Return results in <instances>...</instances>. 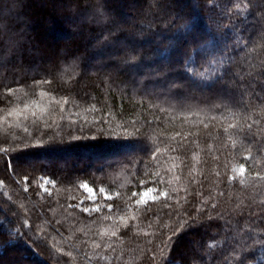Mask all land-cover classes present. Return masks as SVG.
I'll return each instance as SVG.
<instances>
[{
    "label": "trees",
    "instance_id": "obj_1",
    "mask_svg": "<svg viewBox=\"0 0 264 264\" xmlns=\"http://www.w3.org/2000/svg\"><path fill=\"white\" fill-rule=\"evenodd\" d=\"M49 1L0 0V264H264V0Z\"/></svg>",
    "mask_w": 264,
    "mask_h": 264
},
{
    "label": "rangeland",
    "instance_id": "obj_2",
    "mask_svg": "<svg viewBox=\"0 0 264 264\" xmlns=\"http://www.w3.org/2000/svg\"><path fill=\"white\" fill-rule=\"evenodd\" d=\"M36 1H37L38 4H41V3L43 4V0H36ZM115 1L117 3V9L118 10H124L126 8L125 5H127L126 4V1L127 0H115ZM51 3H52V0L49 1L47 3V5H51ZM53 3L56 5L55 0L53 1ZM148 3L151 5V1H149ZM123 19L125 20V17ZM82 21H84V20H82ZM48 24H49V20H47L46 17H44L41 21H37V27L41 30V32H40V35L41 36L40 37L42 38V40H45L47 42L48 41H52L53 43H59V44H62V45H66V47H68L69 43L72 40H79L80 37H81L80 32H78L79 31V27H80L79 26L76 29H74L76 32L74 31V33H72L71 35H68V37H66V38H61V37L56 38V37L52 36V34L46 33V30L44 31L46 25H48ZM52 37H53V39H52ZM128 41H130V40H128ZM130 42H131V44L133 43V41H130ZM31 44H34V41L31 40ZM96 44H97V42L94 41V43L92 45H90V46H87V48L88 49H92V46L94 47V46H96ZM125 45L129 49V46L127 44H125ZM36 47L39 49V51H41V52H38V54L40 56L41 55H43V56L45 55V57H44L45 60H43V62L39 64V66H43L45 68H48L49 67V61H51L50 58H51V56H52L53 53L54 54H57L58 53L60 56H65L67 54V52H68L67 50L66 51H64V50L63 51H59V49L53 47L52 44H51V47H49V48H45V47H42V46L39 47L38 45ZM67 49H69V48H67ZM103 53L104 52L101 51V55H100V61L101 62L103 60H105V59L107 60V58H111V56H109V55L107 56L106 53L105 54H103ZM93 56H96V55H93ZM156 56L158 57V54ZM136 69L137 68H135L133 70V68H129V70L126 72L127 69L124 68V65H118V66H115L113 68V70L115 72H117V71H120V72H123V73L125 72L128 76H130V75L133 76V72L136 71ZM176 97H178V96H176ZM131 153H132L131 151L125 149V150L121 151L118 156H120V157H126V156H129V154H131ZM65 160L66 161L64 163L60 164V168H64L65 169V168H69V167H72V168L80 167L82 165V163L83 162H86V161H88V162L91 161V164L94 167H97L100 164H104L105 162L107 163V162L113 160V158L112 159L111 158H107V159H99L98 158V159H93L92 160L91 157H87V155H84V156L80 157L79 159H77V158L74 159L73 157H68ZM69 162L72 163V164L70 165ZM49 183H50V181L47 178H43L42 179L41 186H42L43 190H47ZM85 185H87V184H83L82 185L83 189L87 192L89 198L91 200H94V198L96 196V193H95L94 189L91 186L87 185V188H91L93 190L90 193V192H88L87 188L84 187ZM147 190H143L142 191V193L140 195V200L142 199V194L145 193V192H147ZM152 197H155L154 191H152L151 193H149V195L147 197V201L148 200H152ZM4 263L5 262H3L2 264H4Z\"/></svg>",
    "mask_w": 264,
    "mask_h": 264
},
{
    "label": "snow or ice",
    "instance_id": "obj_3",
    "mask_svg": "<svg viewBox=\"0 0 264 264\" xmlns=\"http://www.w3.org/2000/svg\"><path fill=\"white\" fill-rule=\"evenodd\" d=\"M158 4H159V0H158ZM108 24V23H106ZM116 30H113L112 33H109V35H113L115 34ZM9 34H15L16 39L14 44L10 43L9 47H12L13 49L16 48L18 46V44L23 40V36L21 35V31L20 29H13L9 23V21L5 20V18L0 17V42H3V44L5 45L6 40L4 39L5 36L9 35ZM25 107H28L27 105H25ZM44 146V141L43 140H38L37 143L34 145V147H43ZM7 151V150H5ZM5 166H8V161H5ZM13 171H15V166L13 165ZM244 169L243 167H241V172H243ZM23 179L25 180V182H29V177L27 174H24ZM0 183H2V181H0ZM85 188H87V185L84 186ZM88 192H92L93 190L91 188H87ZM153 191V189L149 188L147 190V192L142 194V199L141 201H138L137 203H141V202H147V197L149 195V193H151ZM152 199H155V197H152ZM109 207H111V205H109ZM213 207L215 208V205H213ZM83 212L87 213L88 211H90V209L88 208H83L82 209ZM244 216L243 211L241 210L240 212L237 213V221L239 222V219L242 218ZM204 220H211L212 217L211 216H205L203 217ZM195 220V219H193ZM248 227L251 229V225H248ZM262 231H264V229H262ZM115 234V233H114ZM238 244V242H233L232 244H229L228 247L222 251L221 255L223 257V264H250V247L247 244H239V246H234ZM255 244H264V239L262 240H258V241H253V245Z\"/></svg>",
    "mask_w": 264,
    "mask_h": 264
}]
</instances>
